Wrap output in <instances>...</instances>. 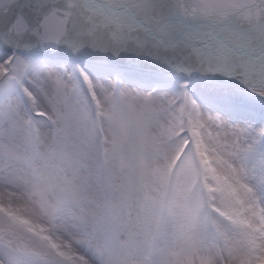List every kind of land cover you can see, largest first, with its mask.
<instances>
[{"label":"snow or ice","instance_id":"6c2138e0","mask_svg":"<svg viewBox=\"0 0 264 264\" xmlns=\"http://www.w3.org/2000/svg\"><path fill=\"white\" fill-rule=\"evenodd\" d=\"M0 264H264V0H0Z\"/></svg>","mask_w":264,"mask_h":264}]
</instances>
